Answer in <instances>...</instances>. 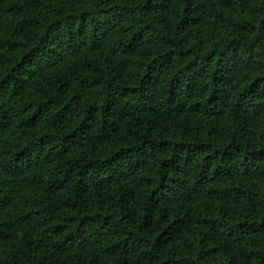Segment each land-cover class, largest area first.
<instances>
[{
  "label": "trees",
  "instance_id": "trees-1",
  "mask_svg": "<svg viewBox=\"0 0 264 264\" xmlns=\"http://www.w3.org/2000/svg\"><path fill=\"white\" fill-rule=\"evenodd\" d=\"M0 264H264V0H0Z\"/></svg>",
  "mask_w": 264,
  "mask_h": 264
}]
</instances>
